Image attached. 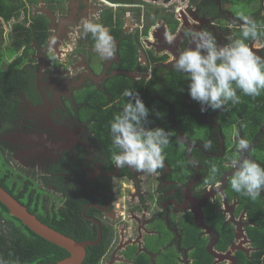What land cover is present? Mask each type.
Instances as JSON below:
<instances>
[{
	"label": "flooded vegetation",
	"instance_id": "af4514ba",
	"mask_svg": "<svg viewBox=\"0 0 264 264\" xmlns=\"http://www.w3.org/2000/svg\"><path fill=\"white\" fill-rule=\"evenodd\" d=\"M241 14L256 21L245 42L264 57V0H0V181L35 216L71 217L74 234L63 235L94 244L84 261L92 248L99 264H264L231 187V162L258 163L259 142L233 121L236 104L201 112L172 66L193 31L241 39ZM88 20L109 30L113 58L94 50ZM125 89L150 110L146 127L174 132L155 174L113 164L110 121Z\"/></svg>",
	"mask_w": 264,
	"mask_h": 264
},
{
	"label": "clouds",
	"instance_id": "9594fccd",
	"mask_svg": "<svg viewBox=\"0 0 264 264\" xmlns=\"http://www.w3.org/2000/svg\"><path fill=\"white\" fill-rule=\"evenodd\" d=\"M240 18L243 21L241 39L221 45L207 29L193 31V46L174 57L172 66L174 70L187 74L189 95L201 105V112L209 108L223 109L229 102L232 105L240 103L237 90L253 98L264 90V57L256 54L245 42L257 38L258 25L243 14ZM83 29L85 33H91L95 41L94 50L101 57H114L115 41L104 25L88 20L83 22ZM174 39L173 35L167 36L169 43ZM122 96L127 98V102L110 121L112 147L116 150L112 156L113 164L120 169L127 166L138 172L155 174L165 167L164 150L174 132L145 126L150 110L138 92L125 89ZM234 135L238 138L237 151H247L249 141L239 138L238 133L234 132ZM211 147V141L204 144L205 149ZM231 163L236 169L231 178L233 191L256 199L264 190V167L250 159ZM211 171L215 173L216 167L213 166ZM219 187L217 184L216 188Z\"/></svg>",
	"mask_w": 264,
	"mask_h": 264
},
{
	"label": "trees",
	"instance_id": "16d2710c",
	"mask_svg": "<svg viewBox=\"0 0 264 264\" xmlns=\"http://www.w3.org/2000/svg\"><path fill=\"white\" fill-rule=\"evenodd\" d=\"M8 16L6 15V18ZM7 72L0 70V98L3 81L9 78ZM237 94L240 96V103L232 108L231 116L233 121L244 119L242 130L244 137L259 142L255 151V160L264 167V90L255 98L246 96L240 91H237ZM1 111L0 108V113ZM0 185L10 191V194L13 193V190L3 182L0 181ZM239 198L243 205L251 210L250 216L256 223V226L249 228L248 232L256 246L262 249V252L256 255L260 259L264 255V194L261 193L256 199H252L242 193ZM37 218L62 234L67 236L74 234V230L71 229V217H66L67 221L60 223L45 221L39 215ZM91 249H88L89 253L83 264H99L101 256L92 254ZM68 255L66 250L49 243L25 227L18 219L10 216L6 206L0 203V264H54Z\"/></svg>",
	"mask_w": 264,
	"mask_h": 264
},
{
	"label": "water",
	"instance_id": "95a60500",
	"mask_svg": "<svg viewBox=\"0 0 264 264\" xmlns=\"http://www.w3.org/2000/svg\"><path fill=\"white\" fill-rule=\"evenodd\" d=\"M0 203L9 210L10 216L18 219L25 227L31 230L36 235L45 239L51 244H54L66 250L70 256L54 264H82L85 255L86 247L94 245L93 243H79L68 238L53 228L41 222L37 216L32 214L27 207L16 200L5 188L0 185Z\"/></svg>",
	"mask_w": 264,
	"mask_h": 264
}]
</instances>
